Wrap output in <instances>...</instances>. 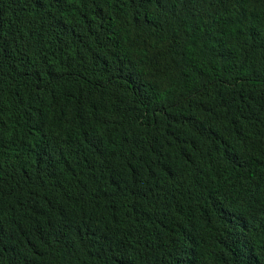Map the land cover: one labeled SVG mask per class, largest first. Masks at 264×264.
<instances>
[{"label":"trees","instance_id":"obj_1","mask_svg":"<svg viewBox=\"0 0 264 264\" xmlns=\"http://www.w3.org/2000/svg\"><path fill=\"white\" fill-rule=\"evenodd\" d=\"M0 264H264V0H0Z\"/></svg>","mask_w":264,"mask_h":264}]
</instances>
